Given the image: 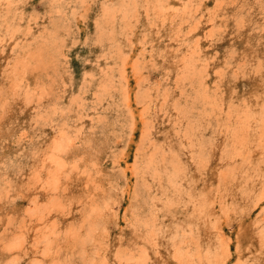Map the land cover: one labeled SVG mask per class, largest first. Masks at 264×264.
<instances>
[{
	"label": "rangeland",
	"instance_id": "obj_1",
	"mask_svg": "<svg viewBox=\"0 0 264 264\" xmlns=\"http://www.w3.org/2000/svg\"><path fill=\"white\" fill-rule=\"evenodd\" d=\"M197 49L194 66L184 65ZM129 58L137 67L125 72ZM261 123L264 0H0V179L30 180L58 139L65 140L59 156L77 167L65 193H36L21 183L10 202L0 198V264L38 257L46 264H135L130 249L146 234L158 242L147 243V264H176L177 247L216 250L215 232L194 223L190 195L233 169L242 130L259 139L250 149L262 150ZM257 157L238 162L240 169H264ZM85 186L99 199L95 221L71 198ZM231 191L240 214L224 228L228 264H264V212L242 213L250 195L235 185ZM46 222L64 233L75 228L82 240L57 259L42 254L45 242L36 249L31 234L25 250L8 248L22 225L36 231ZM189 222L202 240L174 245Z\"/></svg>",
	"mask_w": 264,
	"mask_h": 264
},
{
	"label": "bare ground",
	"instance_id": "obj_2",
	"mask_svg": "<svg viewBox=\"0 0 264 264\" xmlns=\"http://www.w3.org/2000/svg\"><path fill=\"white\" fill-rule=\"evenodd\" d=\"M156 2H158V0H156ZM134 3H135V1H134ZM133 5L134 4H132V6ZM185 7H183V9ZM186 8H185V10H186ZM185 10H183V11H185ZM111 11L113 13L114 9L113 10L111 9ZM124 13H126V11H124ZM122 16H124V15H122ZM125 17L127 18L126 14H125ZM108 36H109V34H108ZM198 51L199 50L197 49V50H194V51L190 52L189 54L185 55L183 57L184 65H187L189 63V65H188L189 67L194 66V63H193L194 60L193 59H196L199 56ZM117 52H118V50H117ZM123 58H125V57H123ZM122 63H123L125 72L127 71L128 67H132L133 69H135L137 67V60L135 61V60H132L130 58L126 59ZM197 70H198V68H197ZM104 73H106V71ZM201 77H202V75H201ZM125 79H126V77H125ZM139 79H141V78H139ZM107 81L110 82L109 79ZM101 84L103 85V83H101ZM124 92H127V91L125 90ZM124 96H125V94H124ZM127 101L130 102V96L129 95L127 97ZM142 109L143 108H141V111H142ZM63 112H65V111H63ZM245 119L246 118L244 117V120ZM146 123H149V122H146ZM261 125H263V127H261V128H264V124L261 123ZM242 127L244 128L245 126L243 125ZM243 128H241V129H243ZM147 129H149V128H147V127L145 128V130L147 131V134H148L149 130H147ZM147 134L145 135V133H144L145 136H147ZM61 137L63 138L64 135L63 136L61 135ZM256 140H257V142H259L258 138L257 139L253 138V136L251 134L247 133V131L242 130L240 133H238V135H236V139L234 140V146H233V148H234L233 161L235 163L233 169L230 172L220 171L219 175H218L220 182L216 186H214V187L207 186L201 192L194 190L192 192V195H190V196H192L191 199H193V201H191V204H192V208H193L194 213H192L191 215L194 214L193 218H195V221H194V223L196 222L195 225L196 226H198L200 224L201 225H208V233L212 235V233L215 232L213 234V236L216 238V242L218 243V247L216 248V250L212 249L211 247H207L206 249H203L204 247H202L201 244H197L196 245V251H193L191 253L189 251H187L186 252L187 254H185L182 251L181 247H177L175 249L176 252L172 255V258L174 259L176 264H228L229 261H231V256L233 254L231 251V243H230L229 239H227V237L225 236L224 228L226 226L230 225L232 219L234 217H236L237 214H240V207L239 206L237 207V205L234 204V201L232 200L236 197L234 195V192L231 191L232 186L235 185L240 190L243 197H248V195H250V200L252 202H250L248 204V206L245 208V210L242 211V213H245V214L249 215V217H250V216H252L251 214H252L253 210H255V209H257L258 212H264V169L258 170L257 168L255 169V167H254V168H251L248 170H241L239 163H238V162H246L248 164H251L254 162V160L256 158V154H259V159H258V157H257V159L259 160V162H261L262 165H264V144H263L262 150H260L259 152H256L255 149L254 150L250 149L251 143H254V145H255ZM63 141H65V140H63ZM63 141H61V139H58V141H56L51 146L53 151H55L56 153H54L53 151H52L51 155L49 153L50 156L46 157V159L44 161H42L40 167L37 168L35 170V172H31L32 175H30V180H28V181L25 180V182H23L25 184L22 183V180L20 181L19 184H17L18 182L15 183V182H13V180L7 181L8 177H6V176L1 177V179H0V198L3 200L6 199L5 203L10 202V201H7V197L9 198L10 195L12 194V191L17 189L18 186L22 187V184L25 185L24 186L25 189L31 188L33 191L35 190L36 193H43L45 191V194H47V195L51 194L53 191H57L58 193H60V192L65 193V191L70 190V183H69L70 176H69V174L72 173L74 170H76L77 167L73 166V168L69 169L67 167L66 162H64L62 160L61 156H59V153L65 149L63 147ZM66 146H68V145H66ZM163 156L165 157V155H163ZM137 173H139V172H137ZM134 175H135V172H134ZM95 194H97V193L94 192L93 188H91L90 186H88V187L85 186L82 194L79 193L78 195L74 194L71 196V198L77 199L80 202H82V204H85L87 206V208L90 210L89 216L91 217V215H92L93 221H95V219L97 218V215L99 216L102 212L101 208L98 206L99 199H97V195H95ZM55 206H56V207H54L55 210H59L61 212L65 208V205L62 202H57L55 204ZM86 206H85V208H86ZM186 206L188 207V206H190V204L186 203ZM38 212L39 211H36V214ZM28 213H30V212H28ZM244 216L247 217L246 215H244ZM39 218H40L39 222H41V220H43L45 222V217H44L42 212H40ZM194 223L193 222L188 223V226H190L189 228L191 230L188 229L187 227H185L184 236H183V234L180 235L178 232L176 233V235L173 238L174 245H177V243L179 244L180 242L181 243L182 242L183 243H191L192 241L202 240L201 239L202 237H200L199 235L195 236L192 234V231L194 229V225H193ZM40 225H42V224H40ZM22 226L24 228L20 232L15 233V235L10 240L9 244L7 243L8 248H10L11 250H20V249L25 250V248L27 247V243L29 241L28 240L29 234L33 235L32 238L34 240V246L36 247V249L39 246H41V244L43 242L46 243L47 247L44 250L42 249V254L45 256L52 257V258L53 257L56 258L66 245L69 246V249L73 250L77 246L78 242L80 243V239H81L80 236L81 235L77 229L68 228V230H67L68 232L64 233L62 226L56 222H54V223L53 222H46L45 224H43L42 228H37L36 231L31 226L27 227V224H24ZM63 233L65 235H63ZM154 237H156L154 234H152L150 236H147V234L145 236L143 235L142 236V242L140 243L141 245L140 246L137 245V247L134 248V250L130 249L132 251V252H130V254L133 256L134 260H136L135 264H147V261L149 259V257H148L149 255H146L144 253V250L147 247L148 242H151V243H154L155 245H157L158 242L154 241ZM262 238L264 239V236ZM179 240H180V242H179ZM6 241H7V239H6ZM261 244H262V247H261L260 251L264 254V240L262 241ZM187 248H186V250H187ZM118 252H117V254H118ZM145 252H147V251H145ZM122 259H123V257H122ZM44 260H45V258H44ZM44 260L38 257L36 260H34V262H32V264H46V262H45L46 260L45 261ZM57 261L54 260L53 263L54 264H61L59 260H57ZM13 264H15V261H13ZM96 264H105V261H104V263H103V261H101V262H98ZM106 264H107V262H106ZM237 264H243V263L238 262Z\"/></svg>",
	"mask_w": 264,
	"mask_h": 264
}]
</instances>
